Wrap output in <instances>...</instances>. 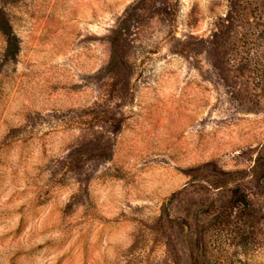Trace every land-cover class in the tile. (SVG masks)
I'll return each mask as SVG.
<instances>
[{"label": "rangeland", "instance_id": "1", "mask_svg": "<svg viewBox=\"0 0 264 264\" xmlns=\"http://www.w3.org/2000/svg\"><path fill=\"white\" fill-rule=\"evenodd\" d=\"M0 264H264V0H0Z\"/></svg>", "mask_w": 264, "mask_h": 264}, {"label": "clouds", "instance_id": "2", "mask_svg": "<svg viewBox=\"0 0 264 264\" xmlns=\"http://www.w3.org/2000/svg\"><path fill=\"white\" fill-rule=\"evenodd\" d=\"M35 151H39L38 148ZM24 167L27 169L30 167V162H25ZM123 189L117 185L110 192L111 198L118 202L123 198ZM134 231V225L130 223H122L116 227V230L113 232V235L110 237L111 242L116 245L127 246L131 243V234Z\"/></svg>", "mask_w": 264, "mask_h": 264}]
</instances>
